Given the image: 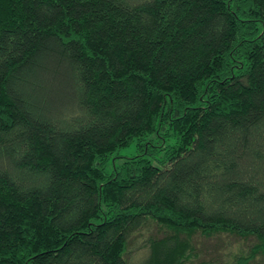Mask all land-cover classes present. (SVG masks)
Here are the masks:
<instances>
[{
	"label": "trees",
	"instance_id": "16d2710c",
	"mask_svg": "<svg viewBox=\"0 0 264 264\" xmlns=\"http://www.w3.org/2000/svg\"><path fill=\"white\" fill-rule=\"evenodd\" d=\"M229 237L264 264V0H0V264Z\"/></svg>",
	"mask_w": 264,
	"mask_h": 264
},
{
	"label": "rangeland",
	"instance_id": "374dc122",
	"mask_svg": "<svg viewBox=\"0 0 264 264\" xmlns=\"http://www.w3.org/2000/svg\"><path fill=\"white\" fill-rule=\"evenodd\" d=\"M173 139L168 141V144H172ZM138 153L136 144L128 148L121 149L117 156L121 157H132ZM120 161V160H117ZM149 236V235H148ZM251 241H242L236 238H223L221 240H213L206 242L197 243V248L201 253L202 261H206L209 264H230L233 261V257L240 254L246 253L250 249ZM135 263H139L143 256L142 252L134 254ZM261 258L258 257V260ZM199 262H196L198 264Z\"/></svg>",
	"mask_w": 264,
	"mask_h": 264
}]
</instances>
